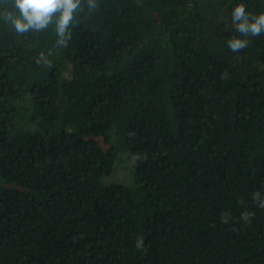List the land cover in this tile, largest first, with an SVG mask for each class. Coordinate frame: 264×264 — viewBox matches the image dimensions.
<instances>
[{
    "label": "trees",
    "instance_id": "1",
    "mask_svg": "<svg viewBox=\"0 0 264 264\" xmlns=\"http://www.w3.org/2000/svg\"><path fill=\"white\" fill-rule=\"evenodd\" d=\"M96 3L57 47L0 0V264H264V0Z\"/></svg>",
    "mask_w": 264,
    "mask_h": 264
},
{
    "label": "clouds",
    "instance_id": "2",
    "mask_svg": "<svg viewBox=\"0 0 264 264\" xmlns=\"http://www.w3.org/2000/svg\"><path fill=\"white\" fill-rule=\"evenodd\" d=\"M80 5L81 0H14L15 14L7 12L3 16L18 34L29 31L39 32L55 22L58 37L56 46L67 47L71 40L69 29ZM88 7L96 9L98 7L96 0H88ZM232 22L235 30L242 36L256 37L264 34V13L252 15L244 4H238L233 8ZM247 44V40L232 37L228 40L227 46L232 52H239L246 48ZM41 60H45L46 66H50L51 62L46 59L44 53L40 54L37 64ZM260 207L264 208V203H261ZM241 219L249 221V214L243 213ZM222 222L227 223V219L222 218ZM142 245L143 240L140 238L137 240V247L140 248Z\"/></svg>",
    "mask_w": 264,
    "mask_h": 264
},
{
    "label": "rangeland",
    "instance_id": "3",
    "mask_svg": "<svg viewBox=\"0 0 264 264\" xmlns=\"http://www.w3.org/2000/svg\"><path fill=\"white\" fill-rule=\"evenodd\" d=\"M95 139L99 142V144L101 145V146H103V147H107V145H106V143L104 142V139H102V138H96L95 137Z\"/></svg>",
    "mask_w": 264,
    "mask_h": 264
}]
</instances>
